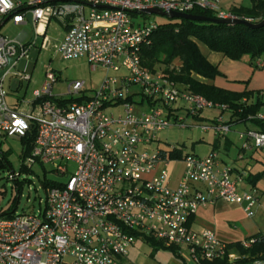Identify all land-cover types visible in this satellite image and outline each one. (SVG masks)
Returning <instances> with one entry per match:
<instances>
[{"label": "built area", "instance_id": "2783aa9c", "mask_svg": "<svg viewBox=\"0 0 264 264\" xmlns=\"http://www.w3.org/2000/svg\"><path fill=\"white\" fill-rule=\"evenodd\" d=\"M22 6L0 0V17ZM150 10L192 15L204 10L217 19L235 18L221 9L219 0H35L14 17L16 24L26 22L29 13L39 25L62 20L68 31L54 45L55 52L64 60L86 59L106 75L92 89L85 82L73 83L66 100L52 94L58 77L50 71L28 100L9 101L5 81L11 69L0 80V133L20 141L34 135L23 165H52L65 179L48 189L46 207L39 213L0 214V264H132L137 240L148 244V238L183 247L177 252L192 264L237 258L213 229L196 232L191 220L219 202L241 207L253 218L259 192L240 191L250 169L235 180L215 151L200 157L174 146L172 154L182 153L174 159L170 152L151 150L159 133L172 127L226 139L232 126L223 117L226 106L182 85L181 90L165 73L144 65L143 45L158 28L146 20L153 16L146 13ZM30 49L0 34V72L10 59H18L13 68L28 59ZM256 64L264 68V61ZM17 76L32 82L25 72ZM207 110L218 114L208 124L198 122ZM239 138L245 151L264 150L261 131L247 130ZM173 162L185 165L175 188ZM9 180L17 182L14 173ZM253 243L248 239L243 246Z\"/></svg>", "mask_w": 264, "mask_h": 264}, {"label": "rangeland", "instance_id": "374dc122", "mask_svg": "<svg viewBox=\"0 0 264 264\" xmlns=\"http://www.w3.org/2000/svg\"><path fill=\"white\" fill-rule=\"evenodd\" d=\"M146 20L158 24L171 21L167 17L157 15L150 16ZM246 20L253 23L251 19ZM200 49L206 57L210 54L217 55L203 44H200ZM179 65L178 61H173L168 67L156 63L153 65V69L171 76L180 73L177 68ZM49 71L58 77V81L53 85L52 94L64 100L70 99L68 89L73 83L85 82L86 88L92 89L98 87L106 75L104 69L100 67L93 69L86 59L64 60L55 52L54 48L43 51L41 54L33 51L30 52L28 59L21 60L16 67L11 69L5 81V89L10 94V100L12 98L32 99L33 86H30V84L33 85L36 82L43 85ZM23 72L31 75V83L22 82L17 76L18 73ZM178 88L184 90L181 85H178ZM214 114L215 112L212 110L203 113L207 119L213 118ZM209 122L204 120L202 124H208ZM238 130H242V127H235V131ZM215 142L216 139L212 132L202 133L199 129L172 127L159 133L158 142L152 145L151 150L159 148L169 153L170 148L175 146L177 149H183L185 153L205 157L212 151ZM236 149L232 150V154L236 153ZM23 156L24 147L22 142L16 138L8 139L0 133V214L10 209L14 210L17 215L39 213L46 207L48 195L46 184L62 183L65 180L54 173L55 168L52 165H47L45 169L41 166L29 169L28 166L23 165ZM262 156L264 158V154ZM184 168L185 165L182 162L172 163L170 168L172 188H174L175 181L181 180ZM257 171L264 172V167L258 165L253 172L256 173ZM13 173L19 188L16 187L14 181L9 180ZM260 205L264 208V199ZM226 208L229 213L222 214L223 211H226L224 210ZM262 208L259 206L254 218H248L241 209L235 210L225 204H218L215 207H208L200 213L199 217L201 221L217 233L221 242L231 244L245 240L247 236L256 232V226L264 225ZM230 210H234V212ZM178 249L185 251L183 247L155 250L152 245L145 243L143 240H137L135 247L131 250L130 261L132 264H192L185 259L187 257L185 253L180 255L177 252Z\"/></svg>", "mask_w": 264, "mask_h": 264}, {"label": "trees", "instance_id": "16d2710c", "mask_svg": "<svg viewBox=\"0 0 264 264\" xmlns=\"http://www.w3.org/2000/svg\"><path fill=\"white\" fill-rule=\"evenodd\" d=\"M252 3L251 9H235L232 15L236 18L251 19L255 24L260 23L264 20V0H252ZM26 10L27 8L23 5L8 17L21 15ZM193 15L217 19L211 11L195 10ZM200 44L205 45L211 52L221 54L232 61H241L245 57L251 58L254 62L264 61V28L251 29L243 25L230 26L171 20L158 24V28L151 33L142 49L143 63L151 70H154L153 65L156 63L168 67L173 61H178L180 65L177 68L180 73L168 77L193 93L202 95L215 104L226 106L231 118L228 124L232 126L236 123L252 122L264 133V119L257 117L264 108V102L258 98L251 102L254 92L238 93L215 86L212 82L222 76V73L202 53ZM34 141V135L21 140L24 147L23 159L32 152ZM172 153L170 151V158H182L181 152ZM260 178V176L250 178L253 188H256ZM57 184H46V187L51 189ZM15 185L19 188L18 182H15ZM14 215L15 211L12 209L3 213V216L9 218ZM250 239H255V243L249 248L243 246V241L228 244V252L237 256L235 260H230L227 256L221 260L201 264H256L258 262L264 264V235L256 234ZM148 244L155 250L172 248L152 238H148Z\"/></svg>", "mask_w": 264, "mask_h": 264}, {"label": "crops", "instance_id": "0c3cea01", "mask_svg": "<svg viewBox=\"0 0 264 264\" xmlns=\"http://www.w3.org/2000/svg\"><path fill=\"white\" fill-rule=\"evenodd\" d=\"M13 1L17 4L25 5V7L27 8V5L35 0ZM219 3L221 9L231 15L235 9H251L253 6L252 0H219ZM14 17L15 16H10L5 20H3L4 18L0 17V34L7 36L12 40L20 41L25 46L31 48L30 52L36 51L38 54H41L43 51L52 49L54 45H58L64 40L68 31L67 25L62 20H51L48 25H39L35 22L30 23L29 21L16 24L14 23ZM207 59L213 65L217 66L222 73V76L218 77L215 81L212 82L215 86L224 90L238 93H243L245 91L254 92L255 95L251 99V102L256 101L257 98L264 102V68H259L256 64L257 62L252 61L249 57H245L241 61H232L228 58H225L221 54H210ZM41 85L42 84H37L36 82L33 85L30 84V86H33V91L40 89ZM9 101L13 102V99H9ZM214 112L215 117L218 112ZM223 117L227 123L231 121L230 113H225ZM257 117H262L264 119V108L261 110ZM213 118L207 119L203 115L202 119H200L198 122L202 123L204 120L210 121ZM237 126H241L242 130L235 131V127ZM247 130L260 131V129L254 123L247 122L232 124V132L226 137V139H221L214 135L216 142L214 143V148L209 153V155L213 151L217 152L222 161V165L230 166V168L232 169V178L235 180L243 170L247 168L250 169V177L241 184L240 191H248L252 189L253 184H251V180L257 176L261 177L257 182L255 188L259 192L260 199L255 212L257 214L259 206L262 208L260 203H262V200L264 199V172L257 171L256 173H254L253 170L258 167V165H262L264 167V158L262 156V154H264V150H243V141L239 138V134L242 132H246ZM234 147L238 150L236 149V153L232 154V150L235 149ZM250 178L252 179L250 180ZM179 182L180 181H175L174 188L177 187ZM218 204H225L235 210L241 209L243 211L241 207L229 205L223 202H219L215 206H217ZM206 209H201L197 213V215L194 216L193 220H191V227L196 232H200L206 228H210L206 223L201 221L199 217L200 213ZM224 210L226 211H223L222 214L229 213V210H227V208ZM230 211L234 212V210ZM261 212H263L264 214V208H262ZM256 234L264 235V225L261 224L260 226H256V232H254L250 236H247L245 240H248L250 237Z\"/></svg>", "mask_w": 264, "mask_h": 264}, {"label": "water", "instance_id": "95a60500", "mask_svg": "<svg viewBox=\"0 0 264 264\" xmlns=\"http://www.w3.org/2000/svg\"><path fill=\"white\" fill-rule=\"evenodd\" d=\"M146 13L150 15H157V16H162V17H167L170 20H188V21H195V22H209V23H214V24H225V25H230V26H239L243 25L251 29H261L264 28V20H262L260 23H252L246 19L242 18H232V19H211V18H206L203 16H198V15H192V14H181V13H164L159 10H150L147 11ZM27 21L30 23H33V15L32 13H29L26 17ZM18 59H10L8 67L0 72V80L3 78V76L13 68V65L17 62Z\"/></svg>", "mask_w": 264, "mask_h": 264}]
</instances>
